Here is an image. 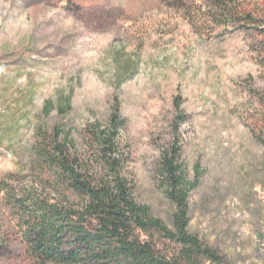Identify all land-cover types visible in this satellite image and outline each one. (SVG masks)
<instances>
[{
	"label": "rangeland",
	"instance_id": "1",
	"mask_svg": "<svg viewBox=\"0 0 264 264\" xmlns=\"http://www.w3.org/2000/svg\"><path fill=\"white\" fill-rule=\"evenodd\" d=\"M114 109L136 200L169 224L160 165L177 139L189 232L227 264H264V0H0V181L29 187L56 128L83 150ZM0 235V264H39L2 194Z\"/></svg>",
	"mask_w": 264,
	"mask_h": 264
},
{
	"label": "trees",
	"instance_id": "2",
	"mask_svg": "<svg viewBox=\"0 0 264 264\" xmlns=\"http://www.w3.org/2000/svg\"><path fill=\"white\" fill-rule=\"evenodd\" d=\"M223 7L227 19L232 18L235 6ZM238 13L242 19L251 17ZM180 104L174 103V134L187 119ZM57 110L64 114L66 109ZM50 111L46 104L45 114ZM125 126L114 109L106 125L89 127L83 150L56 128L36 152L29 187L19 178L13 180L14 175L0 181V194L17 218L27 251L39 264H227L188 230V195L196 183L188 181L178 162L177 139L160 165L172 205L169 224L136 200ZM4 236L0 258L8 247Z\"/></svg>",
	"mask_w": 264,
	"mask_h": 264
}]
</instances>
